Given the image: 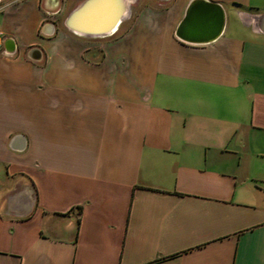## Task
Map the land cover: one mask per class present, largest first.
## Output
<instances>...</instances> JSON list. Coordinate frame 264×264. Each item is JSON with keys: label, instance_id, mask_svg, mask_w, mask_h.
<instances>
[{"label": "crops", "instance_id": "crops-1", "mask_svg": "<svg viewBox=\"0 0 264 264\" xmlns=\"http://www.w3.org/2000/svg\"><path fill=\"white\" fill-rule=\"evenodd\" d=\"M82 1L0 0V264H264V0H209L204 45L192 0L103 37L63 25Z\"/></svg>", "mask_w": 264, "mask_h": 264}, {"label": "water", "instance_id": "water-1", "mask_svg": "<svg viewBox=\"0 0 264 264\" xmlns=\"http://www.w3.org/2000/svg\"><path fill=\"white\" fill-rule=\"evenodd\" d=\"M133 0H83L65 18V27L76 34L103 37L114 33L129 15ZM226 12L219 3L209 0H192L176 36L182 42L204 45L216 41L224 32ZM255 27L264 34V14L255 19ZM8 53L15 50L14 42H5Z\"/></svg>", "mask_w": 264, "mask_h": 264}, {"label": "rangeland", "instance_id": "rangeland-1", "mask_svg": "<svg viewBox=\"0 0 264 264\" xmlns=\"http://www.w3.org/2000/svg\"><path fill=\"white\" fill-rule=\"evenodd\" d=\"M131 5H132V3H131ZM130 5V6H131ZM130 10H131V8H130ZM138 15V12H137V10L136 9H133V11L130 13L129 12V15L128 16H131L132 17V19L135 17V16H137ZM128 16L125 18V19H127L128 18ZM233 19V18H232ZM236 19V20H235ZM241 19V18H240ZM233 20H235L234 21V23H233V21H232V23L235 25V29H236V31L239 29V27H240V24H239V22H238V18L236 17V18H234ZM128 21V20H127ZM63 25H64V20H63ZM65 26V25H64ZM66 28V27H65ZM100 41H102L101 39H98V40H93V44H100ZM102 43V42H101ZM98 55V56H97ZM100 56H101V48L99 47V46H96L95 48H93V49H91V51H89L88 53H87V58H93L94 60H98L99 58H100Z\"/></svg>", "mask_w": 264, "mask_h": 264}]
</instances>
